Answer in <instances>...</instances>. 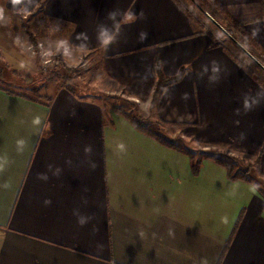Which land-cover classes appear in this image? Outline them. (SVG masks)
Here are the masks:
<instances>
[{
    "label": "crops",
    "instance_id": "obj_1",
    "mask_svg": "<svg viewBox=\"0 0 264 264\" xmlns=\"http://www.w3.org/2000/svg\"><path fill=\"white\" fill-rule=\"evenodd\" d=\"M217 1L264 49V0ZM0 10L13 35L2 52L14 51L17 35L66 41L71 54L62 49L63 61L77 65L89 53L106 94L123 89L121 80L157 77L158 67L165 77L181 75L159 98L158 123L151 118L145 127L161 138L154 126L176 127L184 141L202 144L199 151L229 147L251 173L250 181L232 180L210 159L194 173L193 148L140 131L105 99L50 81L34 97L0 83V156L8 160L0 186L9 185L0 187V264H264V100L243 109L245 94L264 90V80L248 63L195 24L181 0H0ZM101 24L117 33L107 47L96 38ZM213 61L220 72L210 82ZM35 116L50 131L38 133ZM118 142L126 154L115 153ZM74 209L93 219L79 226Z\"/></svg>",
    "mask_w": 264,
    "mask_h": 264
},
{
    "label": "rangeland",
    "instance_id": "obj_2",
    "mask_svg": "<svg viewBox=\"0 0 264 264\" xmlns=\"http://www.w3.org/2000/svg\"><path fill=\"white\" fill-rule=\"evenodd\" d=\"M181 1L195 17L199 19L203 23V25L207 27L208 31L211 32L217 38V40L222 42L229 49L233 50L243 61L248 63L250 68H252V70L259 77L262 78V80H264V70L251 57H249L241 48H239L226 34H224L219 28H217L213 24V22L206 16L205 14L206 12L201 11L197 7L196 5L197 2H200L202 5L204 4L203 0H195L194 2L193 0H181ZM0 36L2 38V39L0 38L1 47L2 45L8 46L13 44V43H9V40L13 39L10 26L3 18L0 19ZM16 39L17 40L15 39L13 40V42L15 41V47H13L14 51L7 53V52H2V49L0 50V58L8 66H10L9 68L10 72L6 71L7 81L9 80L8 82L12 83L11 85L12 87H14L15 90L29 94L34 97L42 92V91H36L34 89L41 90V86L45 81H50L51 83L54 84L57 83L64 85L62 79L59 76L50 75L49 73L52 69L60 70L58 59L61 58L60 55L62 49L59 50V57L56 58L53 66H51L47 72L43 71L39 58L29 57L25 50V47L28 44H36L42 42L46 46L47 49L46 51H50V50H54L55 48L57 49L58 44L55 46L54 45L55 43H50L41 40L35 41L34 39L33 40L31 38L28 39L26 36L23 35L22 36L17 35ZM242 41L250 50H252V52H254V54L257 57H261V51L264 49L259 43L256 44L253 43L254 38L253 41H249V42H247L246 40H242ZM95 61L96 60L93 57H91L89 53H85L82 56V58L79 60L77 65H68L63 61V63L68 68L73 69L75 72L74 74L75 80L73 84L76 87V91L79 94H83V95L86 94L93 98H98L101 101L105 99V101L107 100L106 102H109L110 104L112 103L117 107H121L123 110L143 120V124L145 126L152 127V123L149 124V120L152 121L151 118H153L154 122H157L156 121L157 116H156L155 108L152 109L150 107L151 99L148 98L147 100L142 101L134 96H129V93L125 88V85L123 89L118 88V90L112 92L113 94L111 93L106 94L98 90V85L96 82L97 78L95 73H93L96 67ZM117 87H120V85H117ZM159 124H160L159 127L154 126L153 128L157 133L160 134V136L174 143H177L178 145L189 146L190 148H193L194 152L197 153V156L199 155L200 151L197 149L199 148L202 149L203 147L202 144L196 143L195 140L184 141L183 139H181L180 135L177 134L178 128L163 123H159ZM206 148H208L207 150H210L211 148V150L219 151L220 154L223 156V158L234 164L233 166L235 167V170L238 171L239 169H241L240 171L244 173L250 171L248 170L247 163L244 160H242L239 156L232 155L231 153L232 150L229 147L209 146ZM254 164L256 167L255 162ZM248 174L250 175L251 173L248 172ZM261 186L264 189V182L262 183Z\"/></svg>",
    "mask_w": 264,
    "mask_h": 264
},
{
    "label": "trees",
    "instance_id": "obj_3",
    "mask_svg": "<svg viewBox=\"0 0 264 264\" xmlns=\"http://www.w3.org/2000/svg\"><path fill=\"white\" fill-rule=\"evenodd\" d=\"M195 0H193L194 2ZM204 4L202 5L200 2H197V7L203 11L207 12L213 19H215L239 44H241L248 52H250L263 66H264V50L261 51V57H257L252 50H250L242 40H246L247 42L253 41V38L250 36L249 32L247 31L245 24L238 22L235 20L227 10L217 1V0H203ZM190 14V13H189ZM190 16L193 18L195 24L199 27L204 28V25L197 20L192 14ZM242 39V40H241ZM254 44H256L253 41ZM58 64L60 66V70L52 69L49 73L50 75L59 76L64 86L71 92L76 93V87L74 86L73 82L75 80V72L73 69L68 68L62 61L61 58L58 59ZM244 67L249 71L252 72L247 66ZM10 66H8L1 58H0V83H6V71H9ZM10 72V71H9ZM158 76L148 77V78H129L121 80L122 83L125 85L129 96H134L139 98L142 101L147 100L151 97V104L150 107L152 109H156L158 105L159 98L168 86L178 83L181 80V75L176 77H165L161 73L159 67L157 68ZM39 91L38 89H34ZM35 91V92H36ZM120 113L126 116L131 123L138 128L140 131L145 132L148 135L160 140L162 143L173 147L179 148L174 142L168 141L167 139L159 137L153 131L149 130L143 124V120L139 119L137 116L126 113L122 108H116ZM158 136V137H157ZM192 162H193V172L198 173L201 167V163L204 159L213 160L221 165H223L227 172L228 176L232 180L236 179H244L250 181L247 174L248 172H241L235 170L234 164L223 158L217 150H206L200 151L198 158H195V154H191ZM264 190V189H263ZM240 221V218H239ZM238 225H236L237 227ZM236 229V228H235ZM232 239V237H231ZM229 240L227 246L230 244Z\"/></svg>",
    "mask_w": 264,
    "mask_h": 264
},
{
    "label": "clouds",
    "instance_id": "obj_4",
    "mask_svg": "<svg viewBox=\"0 0 264 264\" xmlns=\"http://www.w3.org/2000/svg\"><path fill=\"white\" fill-rule=\"evenodd\" d=\"M22 2V0H12V3L13 4H20ZM115 13L113 12H110L108 13V17L109 19H115ZM2 10H0V19H2ZM131 17H129L130 19ZM255 35V33H254ZM147 37V34L144 33L143 34V38H146ZM84 39L85 41L88 39L87 37V34L86 33H78L77 34V39ZM96 38H97V41L104 47H107L109 46L111 43H113L116 38H117V33L114 32L113 29H110L108 26L106 25H99L98 28H97V35H96ZM58 49H63V53L64 55L68 56L70 55V46L67 44L66 41H60L59 45H58ZM53 53L51 51H47L44 53L45 56H51ZM202 73L200 74L201 76L204 74V73H207L209 71V68L208 66H202ZM211 72H212V75L209 76V80L210 82H215L218 80V73L220 72V67H219V64L218 62L216 61H213L212 62V66H211ZM184 99H187L188 96H187V93H185L183 95ZM264 100V90H260L258 91L254 96L250 95V94H245L244 98H243V109L245 112L247 111H251L253 109V107L259 105L261 103V101ZM240 110L237 109L236 110V113L239 114ZM32 125L34 127V129H36V131L38 133H40L41 135H43L45 132L47 131H50V124H43L41 118L39 116H35L33 117L32 119ZM16 147H17V151L18 152H23L25 150V148L27 147V141L23 138H20V139H17L16 141ZM92 146L91 145H88V146H85L84 148V152H85V155L86 156H91L92 154ZM115 153L119 156V155H123V154H126L127 152V146L125 145V143L123 142H118L115 146ZM70 163V161H69ZM8 164V160H7V157L6 156H0V173H2L4 170H5V167L7 166ZM96 164L95 162H91L90 163V167L92 170H95L96 168ZM49 169L51 170L52 169V166L49 165L48 166ZM61 169L57 168L54 172H53V175H58L60 173ZM37 178L38 179H41V180H47L48 179V176L46 173H38L37 174ZM0 187H4V188H8L9 185L8 184H4ZM88 189L85 188V192H87ZM85 203H87V200L85 199L84 200ZM51 201L50 200H46L45 201V204H50ZM73 215L76 216L77 218V224L81 227L85 226L86 224H88L92 219H93V216L91 215H86V214H82L79 209H74L73 210ZM169 236H173L174 235V232L171 228H169ZM139 235L141 237H144L145 236V232L143 231V229H141L139 231ZM201 264H208L207 260L204 259L201 261Z\"/></svg>",
    "mask_w": 264,
    "mask_h": 264
},
{
    "label": "built area",
    "instance_id": "obj_5",
    "mask_svg": "<svg viewBox=\"0 0 264 264\" xmlns=\"http://www.w3.org/2000/svg\"><path fill=\"white\" fill-rule=\"evenodd\" d=\"M25 50L29 57L39 58L43 71L47 72L48 69L53 66L60 49L55 48L54 50H50L53 54L51 56H45L44 53L47 52L46 46L44 43L39 42L36 44H28Z\"/></svg>",
    "mask_w": 264,
    "mask_h": 264
},
{
    "label": "water",
    "instance_id": "obj_6",
    "mask_svg": "<svg viewBox=\"0 0 264 264\" xmlns=\"http://www.w3.org/2000/svg\"><path fill=\"white\" fill-rule=\"evenodd\" d=\"M206 16L213 22V24L219 28L224 34H226L233 42H235L249 57H251L263 70L264 66L250 53L248 52L239 42H237L215 19H213L207 12Z\"/></svg>",
    "mask_w": 264,
    "mask_h": 264
}]
</instances>
